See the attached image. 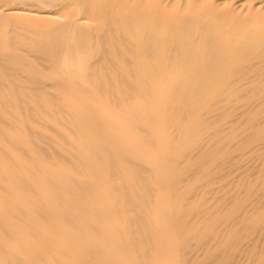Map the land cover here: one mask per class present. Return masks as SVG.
Returning a JSON list of instances; mask_svg holds the SVG:
<instances>
[{
	"label": "bare ground",
	"instance_id": "1",
	"mask_svg": "<svg viewBox=\"0 0 264 264\" xmlns=\"http://www.w3.org/2000/svg\"><path fill=\"white\" fill-rule=\"evenodd\" d=\"M0 264H264V0H0Z\"/></svg>",
	"mask_w": 264,
	"mask_h": 264
}]
</instances>
